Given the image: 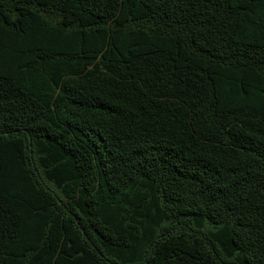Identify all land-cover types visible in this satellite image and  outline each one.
<instances>
[{"label": "trees", "instance_id": "trees-1", "mask_svg": "<svg viewBox=\"0 0 264 264\" xmlns=\"http://www.w3.org/2000/svg\"><path fill=\"white\" fill-rule=\"evenodd\" d=\"M0 264H264V0H0Z\"/></svg>", "mask_w": 264, "mask_h": 264}]
</instances>
